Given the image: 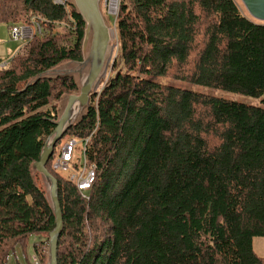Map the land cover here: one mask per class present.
<instances>
[{
	"label": "trees",
	"instance_id": "1",
	"mask_svg": "<svg viewBox=\"0 0 264 264\" xmlns=\"http://www.w3.org/2000/svg\"><path fill=\"white\" fill-rule=\"evenodd\" d=\"M245 14L236 0H119L104 17L108 78L45 167L62 216L55 264H264V22ZM31 19L41 34L0 59V264L31 242L50 264L55 207L35 164L61 100L79 94L56 74L82 61L73 1L0 0L8 34ZM69 140L72 169L83 156L96 168L84 195L53 169Z\"/></svg>",
	"mask_w": 264,
	"mask_h": 264
},
{
	"label": "water",
	"instance_id": "2",
	"mask_svg": "<svg viewBox=\"0 0 264 264\" xmlns=\"http://www.w3.org/2000/svg\"><path fill=\"white\" fill-rule=\"evenodd\" d=\"M72 1L85 26L81 50L82 61L69 63L65 66L73 68V70H69L67 75H71L75 79L79 94L69 95L65 97L66 100H61L60 109H62V112L55 123L56 128L45 144L40 161L35 164V170L49 181L50 195L55 207V228L49 234L50 264H55L57 236L62 227V216L56 194V181L45 167L53 154L56 143L62 139L66 129L81 118L88 106L90 94L96 91L94 88L105 68L106 56L111 41L110 29L106 25L99 8L102 0ZM241 2L251 18L264 22V0H241ZM111 53L113 54V49H111Z\"/></svg>",
	"mask_w": 264,
	"mask_h": 264
},
{
	"label": "built area",
	"instance_id": "3",
	"mask_svg": "<svg viewBox=\"0 0 264 264\" xmlns=\"http://www.w3.org/2000/svg\"><path fill=\"white\" fill-rule=\"evenodd\" d=\"M119 0H103L104 8L107 13L112 16L117 15V6ZM42 32V27L35 19H31L28 24H19L12 26L9 35L12 42L21 43L22 45L31 42ZM0 66H4L3 64ZM88 140L85 141V144ZM75 140L65 142L60 150V154L53 164V169L68 175L69 181L73 182L76 189L81 195L87 193L95 183L96 168L89 164L85 157H82L79 168L72 169L73 154L77 147ZM28 259L29 264H41L36 253Z\"/></svg>",
	"mask_w": 264,
	"mask_h": 264
},
{
	"label": "rangeland",
	"instance_id": "4",
	"mask_svg": "<svg viewBox=\"0 0 264 264\" xmlns=\"http://www.w3.org/2000/svg\"><path fill=\"white\" fill-rule=\"evenodd\" d=\"M236 2H237V5H239V7L241 8V10L244 12V14H245V12L247 13V11H246L244 5L242 4L241 0H236ZM116 5H118V4L116 3ZM99 8H100V12H101L103 18L107 15L112 17V18L115 17V16L109 15L107 13V10L104 8L103 0L100 2ZM104 21H105V18H104ZM108 28L110 29L111 41L109 44V49H108L106 61H105V64L107 65V66L105 65V68L107 67L106 68L107 70H108V65L110 64V62L112 60V56H113V54L111 53V49H113V42H114V27H113V25H108ZM8 29H9V27H7L5 25H0V59H2V60L12 58L22 46L21 43H15V42H12L10 40L9 34H8ZM70 69L73 70L72 67L63 66L56 72V74L67 75V74H69L68 72ZM104 69L102 71V74H101L102 76L100 77L98 84L94 88V89H96V91L101 88L102 83L104 81H106L108 78L109 74H108L107 70L106 69L104 70ZM182 86L185 88H193L195 90H199L202 92L204 91L205 93L209 92V93L214 94L216 96H219L221 98L223 97L227 100H232V101H236L239 103H244V104H249V105H257L258 104L257 100L251 99V98H248L246 96L239 95V94H231V93L220 92V91L204 90V89H199V88L187 85V84H182ZM64 99L65 98H63V100ZM61 107H62V105H61ZM60 111L62 112V109H60ZM80 164H81V161H79V165ZM253 249L257 255L264 257V238L254 239ZM15 253L17 255V259H15V257H14V259L9 258L8 264H29L28 259L30 260L29 257H31L30 254L32 253V242L29 244L28 248H26L25 252H23L21 249L17 248L15 250ZM47 257H50V254H47Z\"/></svg>",
	"mask_w": 264,
	"mask_h": 264
},
{
	"label": "crops",
	"instance_id": "5",
	"mask_svg": "<svg viewBox=\"0 0 264 264\" xmlns=\"http://www.w3.org/2000/svg\"><path fill=\"white\" fill-rule=\"evenodd\" d=\"M33 253H34V250H33V248H32V253H31L30 255L32 256ZM14 257H15V259H17V255H16V253L13 254V256H11L10 258H11V259H14Z\"/></svg>",
	"mask_w": 264,
	"mask_h": 264
},
{
	"label": "bare ground",
	"instance_id": "6",
	"mask_svg": "<svg viewBox=\"0 0 264 264\" xmlns=\"http://www.w3.org/2000/svg\"><path fill=\"white\" fill-rule=\"evenodd\" d=\"M107 68V67H106ZM107 70V69H106ZM102 76V75H101Z\"/></svg>",
	"mask_w": 264,
	"mask_h": 264
}]
</instances>
